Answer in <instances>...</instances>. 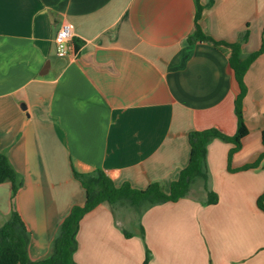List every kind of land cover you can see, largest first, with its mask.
<instances>
[{
	"label": "crops",
	"instance_id": "crops-1",
	"mask_svg": "<svg viewBox=\"0 0 264 264\" xmlns=\"http://www.w3.org/2000/svg\"><path fill=\"white\" fill-rule=\"evenodd\" d=\"M202 4L207 36L258 53L244 75L248 135L234 152L220 138L207 145L218 201L200 178L142 215L100 204L79 223L77 264H264V0ZM196 11V0H0V151L22 181L15 195L0 183V228L18 210L33 260L51 255L86 201L74 171L167 191L190 161L191 132L236 134L240 88L225 49L188 41ZM63 22L75 54L59 57Z\"/></svg>",
	"mask_w": 264,
	"mask_h": 264
},
{
	"label": "trees",
	"instance_id": "trees-1",
	"mask_svg": "<svg viewBox=\"0 0 264 264\" xmlns=\"http://www.w3.org/2000/svg\"><path fill=\"white\" fill-rule=\"evenodd\" d=\"M196 7V21L192 32L188 36V41L190 43L197 41L208 42L228 52L230 65L240 88L236 102L238 117V130L236 134L228 136L217 128L191 132L189 135L192 147L190 161L182 169L178 179L171 182L167 191L158 182L151 183L145 189L135 188L128 182L117 185L102 169H98L92 173L74 171V175L86 189V201L82 206H74L70 214L63 220L58 234L53 241L51 255L39 261L31 258L28 251L30 230L21 213L18 210H13L9 219L0 228V264H77L74 259V253L77 248L76 234L79 223L88 212L103 203H108L112 206L127 205L142 215L153 206L177 201L185 197L191 184L200 178L205 181L204 188L207 193V203L214 204L218 201V195L210 190L208 186V177L204 171L207 145L213 138H220L233 142L235 147L232 152H234L241 147L243 138L248 135L249 129L244 119L241 103L245 89L244 75L249 62L258 53L245 59L240 53V42L226 43L216 41L207 36L198 23V19L204 9L202 0H196ZM246 38L247 34L245 33L243 39ZM3 182H10L12 184L14 195L22 185L18 173L11 166L7 156L0 151V183ZM263 200L264 193L258 200L260 208L264 210ZM126 235L129 234L126 233ZM148 260L149 255L146 257L145 264H148Z\"/></svg>",
	"mask_w": 264,
	"mask_h": 264
},
{
	"label": "built area",
	"instance_id": "built-area-1",
	"mask_svg": "<svg viewBox=\"0 0 264 264\" xmlns=\"http://www.w3.org/2000/svg\"><path fill=\"white\" fill-rule=\"evenodd\" d=\"M73 37V25L70 22H63L54 39L57 55L59 57H66L70 54H75L72 45Z\"/></svg>",
	"mask_w": 264,
	"mask_h": 264
},
{
	"label": "rangeland",
	"instance_id": "rangeland-1",
	"mask_svg": "<svg viewBox=\"0 0 264 264\" xmlns=\"http://www.w3.org/2000/svg\"><path fill=\"white\" fill-rule=\"evenodd\" d=\"M117 207H118V210L121 211V212L123 210H125V211H123V213L126 212L127 215H131V214H133V212L135 213V211L133 209H131L129 206H127V205H125V206H119L118 205ZM121 212H120V214H121ZM209 264H212L211 261H210V257H209Z\"/></svg>",
	"mask_w": 264,
	"mask_h": 264
},
{
	"label": "water",
	"instance_id": "water-1",
	"mask_svg": "<svg viewBox=\"0 0 264 264\" xmlns=\"http://www.w3.org/2000/svg\"><path fill=\"white\" fill-rule=\"evenodd\" d=\"M23 107H24V105H23Z\"/></svg>",
	"mask_w": 264,
	"mask_h": 264
}]
</instances>
